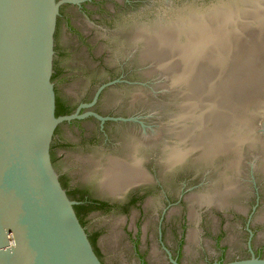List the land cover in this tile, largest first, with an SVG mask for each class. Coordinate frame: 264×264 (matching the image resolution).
<instances>
[{"label":"flooded vegetation","instance_id":"1","mask_svg":"<svg viewBox=\"0 0 264 264\" xmlns=\"http://www.w3.org/2000/svg\"><path fill=\"white\" fill-rule=\"evenodd\" d=\"M57 1L61 5L52 74L55 113L76 116L55 128L51 158L101 264L264 259V174L256 159L249 158L251 167L244 169L241 180L243 193L233 198L234 204L196 205L192 215L189 196L211 190L223 164H194L188 158L184 164L168 166L158 146L173 145V135L157 128L162 121L157 113L146 117L143 100L131 102L136 84L147 79L145 64L127 36L141 19H154L164 0ZM134 116L137 121L119 119ZM156 137L164 142L157 147L145 143ZM108 157L130 162L136 169L141 166L146 171L143 180L114 184L107 173L113 170Z\"/></svg>","mask_w":264,"mask_h":264},{"label":"water","instance_id":"2","mask_svg":"<svg viewBox=\"0 0 264 264\" xmlns=\"http://www.w3.org/2000/svg\"><path fill=\"white\" fill-rule=\"evenodd\" d=\"M218 1L164 0L160 7ZM60 5L57 0H0V264H101L51 158L55 128L76 116L55 113L52 74ZM144 73L147 80L136 84L135 93L144 86L155 100L146 108L149 117L165 109L171 93L159 72ZM224 264H264V259Z\"/></svg>","mask_w":264,"mask_h":264},{"label":"bare ground","instance_id":"3","mask_svg":"<svg viewBox=\"0 0 264 264\" xmlns=\"http://www.w3.org/2000/svg\"><path fill=\"white\" fill-rule=\"evenodd\" d=\"M244 20L251 22L248 23ZM140 22L134 31L130 32L132 35L127 37H130L128 40L130 39V43L135 48H139L138 56H140L142 64L154 63L151 68H147V70L144 68L145 72L147 71L149 75L161 72L166 78L168 77L169 84L167 85L171 95L166 100L165 109L156 112L166 119H162L157 128L161 126V131L173 135V145L163 143L162 137V141L156 137L146 140L145 143H150L149 145L152 144L154 147H157L159 142L163 143L158 147H161L165 155L164 158H167L168 166L184 164L188 158H192L194 164L200 163L208 166L211 164L212 167L213 162L220 161L223 164L224 167L217 180L211 181L213 184L211 190L205 189V192L189 196L193 207L192 215L196 211V208L194 209L196 205L226 207L234 204L233 201L236 199L233 200V198L243 193H240L243 188L241 180L244 169L250 162L249 157L256 159L257 166H260V170L264 174V134H262L263 128H260V123L264 121V83L256 84L251 95H246V97L238 93L227 96L224 87L229 85L224 83L223 78L218 77L216 81L208 78L209 81L207 80L203 85V82L193 78L192 72L210 63L208 61L213 59L210 55L213 53L212 50L215 51V47H217L218 51H216L219 52V58L221 57L222 61L225 52L223 45L233 44L235 45L233 49L241 48L242 45L252 42L253 46L264 45V0H219L217 4L212 5H204V3H191L177 7L171 5L160 8L153 20ZM257 38L261 42L255 43ZM239 41L241 47H239ZM241 49L238 50L240 53ZM259 52H263V50H259ZM235 53L236 59L238 56L240 57V54ZM248 54L253 56L255 53L249 51ZM236 59L234 66L239 63ZM220 65L222 66V62L219 63ZM183 68L185 69L184 73ZM173 88L178 91L185 89V91L183 94L181 92L173 93ZM142 100L146 106L153 105L155 102L144 92L132 95L131 102L133 104ZM131 106L133 107L132 104ZM167 138L169 137L167 136ZM166 140L169 141V139ZM135 143L137 142L135 141ZM135 143L134 145H136ZM127 147L130 148V145ZM158 151L160 152L159 149ZM138 152L140 153L139 149ZM246 154H250V156L245 158ZM108 159L112 158L108 157ZM118 159L108 160L111 162L112 166H110L113 167V170L110 169L107 173L114 184L118 180H124V182L136 181L139 178L143 180L142 176L146 171L140 169L141 166L139 170L130 162ZM192 163L190 162V164ZM197 169L199 170V168ZM209 169L211 170V168ZM236 204L238 205L237 202Z\"/></svg>","mask_w":264,"mask_h":264},{"label":"rangeland","instance_id":"4","mask_svg":"<svg viewBox=\"0 0 264 264\" xmlns=\"http://www.w3.org/2000/svg\"><path fill=\"white\" fill-rule=\"evenodd\" d=\"M252 42V41H251ZM256 42H261L259 38L256 39ZM253 43V42H252ZM252 43H247L244 46L241 47V42L239 41V47L241 48H234L235 45L229 44V46L224 47V56L222 57L224 60L221 61V57L219 58V52L217 47H215V51L210 55L213 57V59L208 62L207 65L203 67H199L195 69L192 73L194 75L193 78H196L197 81L206 82L207 80L212 78L213 81H216L218 77L223 78L224 83H226L229 86L224 87L225 93L227 96H233L235 94H240L243 97H246V95H251V91H254V86L256 84L262 85L264 83V45L261 46H253ZM239 49L242 50L238 51ZM217 50V51H216ZM259 50H263V52H259ZM245 51V52H244ZM255 53L253 56L249 55L248 53ZM240 54V57L236 59V53ZM220 59V62H222V66H219L218 60ZM238 61L239 63L234 66V62ZM154 65V63H153ZM177 67V66H176ZM182 67V66H180ZM183 68V73H184ZM181 72V71H180ZM188 72V70H187ZM162 78H166L164 74L159 72ZM191 73V74H192ZM209 78V79H208ZM168 77L165 79L167 81ZM211 81V82H213ZM165 86L168 87L167 82H165ZM164 85V84H163ZM264 86V84H263ZM184 89V88H183ZM187 89V88H186ZM203 86H202V92H203ZM185 91V89H184ZM184 91H178L176 88H173V93H184ZM212 93V92H211ZM215 93V92H214ZM213 94V93H212ZM211 94V95H212ZM217 94V93H215ZM151 98V97H150ZM208 98V97H207ZM153 99V98H152ZM174 99V97H173ZM154 100V99H153ZM164 100V99H163ZM164 103V102H163ZM178 103V101H177ZM161 119L165 120L166 117L162 116L161 114H157ZM162 117H161V116ZM168 120V119H167ZM262 124L260 123V127Z\"/></svg>","mask_w":264,"mask_h":264}]
</instances>
